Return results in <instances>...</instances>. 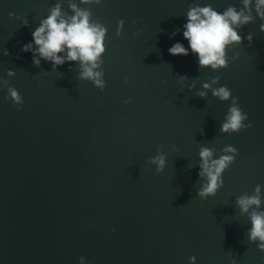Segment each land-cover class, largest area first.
<instances>
[{
  "label": "water",
  "instance_id": "water-1",
  "mask_svg": "<svg viewBox=\"0 0 264 264\" xmlns=\"http://www.w3.org/2000/svg\"><path fill=\"white\" fill-rule=\"evenodd\" d=\"M58 2L71 14L68 0H0V264H79L80 257L86 264H189L190 257L196 264H264V253L247 238L250 221L235 203L257 185L264 197L261 21L239 31L253 34L252 47L244 39L228 50V67L212 72L199 69L191 53L173 57L168 49L177 41L187 47L182 33L190 6L211 4L222 12L239 9L241 0L80 5L107 29L100 91L78 79L76 64L53 72L22 51ZM215 77L217 87L226 85L239 98L250 129L220 132L230 101L211 92L196 96ZM7 87L18 91L21 106L5 99ZM228 145L238 155L224 185L201 200L199 149L212 148L218 158ZM158 149L166 156L160 173L148 163Z\"/></svg>",
  "mask_w": 264,
  "mask_h": 264
},
{
  "label": "clouds",
  "instance_id": "clouds-1",
  "mask_svg": "<svg viewBox=\"0 0 264 264\" xmlns=\"http://www.w3.org/2000/svg\"><path fill=\"white\" fill-rule=\"evenodd\" d=\"M102 0H68V11L63 8V3L58 2L49 9L46 18L42 19L39 26L32 32V40L26 43L22 51L31 53L32 64L40 67L41 61L50 63L52 71L64 64H76L79 69L78 79L91 82L100 91L105 89L103 55L106 52L105 41L107 36L106 27L99 21H93L92 13L88 7L80 5L99 6ZM10 18L14 14L9 13ZM259 19V31L264 33V0H241V7H227L219 12L211 4L200 6L194 4L190 6L186 13V23L183 25L184 43L177 41L169 49L168 53L173 57L188 56L190 53L196 57L199 69L217 72L228 67V50L242 44L243 40L248 41L252 47L253 34L248 33L242 37L239 31ZM22 24L28 27V20L22 19ZM124 28V21L121 20L117 25V35H121ZM178 31L171 33L173 39ZM3 54L8 55L7 50ZM233 60L239 59L237 53L232 57ZM71 71V67L69 68ZM9 78L15 76V72H7ZM180 81L187 79L186 76H179ZM127 83V81H125ZM4 86L7 82L3 81ZM219 84V78H212L208 82H203L201 90L196 92V96L207 99L211 92L213 98L220 102H229L230 107L220 126L222 134H239L250 129L251 123H245L249 117L242 112L239 107V98L232 95L231 90ZM196 88L193 83L189 91ZM8 95L5 99H10L17 107L23 104V99L18 91L13 87H7ZM131 103V101H126ZM204 134L203 128L200 131ZM175 151V149H173ZM223 154L215 158V151L209 147L199 149V172L198 177L204 181L197 191V196L201 200L214 197L219 189L224 185L223 174L235 162L238 155L237 149L228 145L222 149ZM154 165L157 173L163 172L166 167V156L158 149L157 155L148 161ZM262 188L257 185L252 195L239 196L235 203L242 215H247L251 228L247 232L249 243L257 245L260 252L264 253V197L261 195ZM79 264H86L84 257H80ZM189 264H196V258L190 257ZM232 264H236L233 259Z\"/></svg>",
  "mask_w": 264,
  "mask_h": 264
}]
</instances>
